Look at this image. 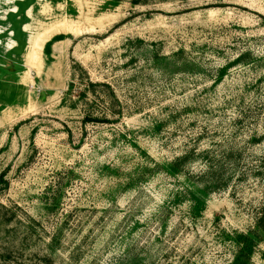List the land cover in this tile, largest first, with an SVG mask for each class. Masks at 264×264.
<instances>
[{"label":"rangeland","instance_id":"374dc122","mask_svg":"<svg viewBox=\"0 0 264 264\" xmlns=\"http://www.w3.org/2000/svg\"><path fill=\"white\" fill-rule=\"evenodd\" d=\"M0 177V264H264V0H0Z\"/></svg>","mask_w":264,"mask_h":264},{"label":"trees","instance_id":"16d2710c","mask_svg":"<svg viewBox=\"0 0 264 264\" xmlns=\"http://www.w3.org/2000/svg\"><path fill=\"white\" fill-rule=\"evenodd\" d=\"M115 3H119L122 0H112ZM132 4H141L146 3L149 0H129ZM62 36H56L53 40H50L47 44V50L51 49V45L53 44L54 40L61 39ZM3 177V176H2ZM0 177V181L2 180ZM262 232H264V205L261 206L256 218H255V226L254 229H251L248 234H242L239 242L242 244V247L239 252V257L237 261L240 263H245L249 254L253 251L255 242L258 241V238L261 239Z\"/></svg>","mask_w":264,"mask_h":264},{"label":"bare ground","instance_id":"6f19581e","mask_svg":"<svg viewBox=\"0 0 264 264\" xmlns=\"http://www.w3.org/2000/svg\"><path fill=\"white\" fill-rule=\"evenodd\" d=\"M42 45V44H41ZM41 45H40V47H41Z\"/></svg>","mask_w":264,"mask_h":264}]
</instances>
